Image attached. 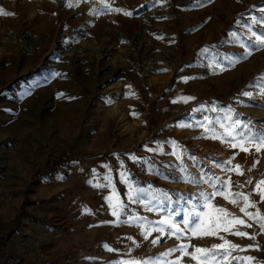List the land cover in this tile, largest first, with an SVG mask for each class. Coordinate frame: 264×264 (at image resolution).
Returning <instances> with one entry per match:
<instances>
[{
  "label": "rangeland",
  "instance_id": "1",
  "mask_svg": "<svg viewBox=\"0 0 264 264\" xmlns=\"http://www.w3.org/2000/svg\"><path fill=\"white\" fill-rule=\"evenodd\" d=\"M68 4L69 0H0V7L14 13L0 15V236L14 237L15 260L21 258L23 264L155 259L181 241L165 235L153 245L159 233L152 231L145 239L144 221L111 223L116 217L105 197L114 186L127 206L121 220L141 216L155 222L171 210L168 202L161 211H148L144 203L129 199V185L142 190L140 200L151 203H156L153 196L163 201L162 192L172 201L180 194L212 192L209 184L174 179L181 175V161L172 155L176 149L171 141L197 176L200 168L192 167L190 156L198 158L205 173L221 180L231 177L239 184L249 177L264 178V151L257 154L253 148L245 153L206 138L196 123L205 116L223 119V112L210 110L216 104L218 109L231 106L239 119L264 127V96L258 94L255 80L264 73V48L239 59L249 39L245 25L251 16L261 15L264 0H207L199 6L195 0H114L113 7L131 11V16L92 13L100 0ZM257 29L264 31L260 26L253 30ZM233 32L238 41L230 35ZM217 63L225 70L216 68ZM241 90L253 92V98L240 96ZM181 96L195 99L173 103ZM15 117L20 125L10 126ZM188 124L192 126H182ZM157 142L162 151H149L157 149ZM230 159L231 165L224 164ZM217 163L224 168L240 164L244 175L226 172L215 167ZM106 176L111 186L97 187L109 185ZM253 199L259 201V196ZM214 203L243 217L222 197ZM171 207L189 205L181 201ZM258 207L264 212V202ZM174 219L181 222L183 213ZM240 230L258 233L259 226L253 223ZM221 235L245 248L258 244L259 250H233L232 255L252 256V264H264V234L255 240ZM221 242L218 237L190 240L200 247ZM3 244L0 264H13L11 250ZM105 244L116 251H108ZM179 255L174 252L166 259ZM182 259L183 264H194L189 257Z\"/></svg>",
  "mask_w": 264,
  "mask_h": 264
},
{
  "label": "snow or ice",
  "instance_id": "2",
  "mask_svg": "<svg viewBox=\"0 0 264 264\" xmlns=\"http://www.w3.org/2000/svg\"><path fill=\"white\" fill-rule=\"evenodd\" d=\"M157 2L165 3L166 0H157ZM207 2V0H195L197 6L202 5ZM80 0H69V7L78 6ZM114 0H100V7L93 8L90 11L94 14H100L101 12H117L122 13L125 16H131L133 13L131 11L125 10L121 7H113ZM143 7V5H141ZM259 12L260 16H251L250 23L246 24L247 32L249 33L248 43L244 46V53L239 57V59H247L248 56L252 54V50H258L264 48V31H259L257 29L254 31V27L260 26L264 27V7H260ZM0 15L3 16H12L13 12L6 11L4 8L0 7ZM239 23V21H237ZM259 31V34H258ZM237 41L239 40L238 33L230 34ZM254 37V39H252ZM161 39L162 37H157ZM202 51H207L203 49ZM236 60H230V64H235ZM212 65H209L211 67ZM216 68L220 71L225 69L220 63H217ZM166 71V69H165ZM55 75L59 76L60 73ZM183 80L187 81L191 77H182ZM257 84L259 85L258 94L264 96V73H261L259 76L255 77ZM249 85L248 87H252ZM130 87V86H129ZM64 93H59L58 96H63ZM129 95L135 96L134 92H129ZM240 96L248 97L252 99L254 94L251 91L241 90L239 93ZM195 99L190 96H181L177 100H174L173 103L178 101H183L187 103L190 100ZM110 102V101H109ZM243 103V101H238ZM194 109L195 110H202ZM213 112L221 111L224 113L223 119L220 117L215 118V120L209 118L208 116L204 117L203 122L197 121V125L204 128L206 138L219 140L221 143L228 144L229 147L233 149H239L242 152H249L254 148L257 154H260L264 151V127H257L256 123L251 120H241L238 117L240 113H237L234 108L228 106L227 108H219L216 104L210 109ZM133 115H138L133 113ZM214 125H219V128L222 131H218ZM184 127H191L192 125H182ZM160 142H157V149H148L149 151H162L159 147ZM173 148L176 149L172 153L175 155L177 160L181 161L180 172L181 175L174 179L182 180L187 183L192 184H209L213 188L212 192L200 191L197 195L186 196L180 194L175 201L171 200V197L167 193L162 192L163 201L158 197L153 196V200L156 203H151L149 201L140 200L139 193L142 192L139 188H133L132 185H129L128 197L133 202L140 201L144 203L148 211H161L164 207V201H167L171 210L167 215H162L159 221H147L146 217L141 216H129L127 220H121L122 215H126L127 206L121 201L118 193L115 190V187L112 186V192L109 196L105 197V200L108 202L109 207L111 208V214L113 217H116L111 223H134L139 221H144L141 224L142 233L145 239H148L152 231H156L159 235L152 240L153 245L160 243V238L168 235L175 237L177 240H180L181 243L175 245L172 248L167 249L166 251L160 253L155 259L149 258L148 260H139V259H128V260H118L113 262V264H183V257H189L194 264H252L255 261V257L252 256H234L232 255L233 250L245 251L246 248H256L260 249V246L257 245H247L246 248L238 245L231 240L225 238L221 233H226L234 235L237 237L248 238L250 240H255L257 235L264 234V212H262L258 204L264 202V178L253 181L252 178H248L243 183H235L231 177H228L225 180H221L215 175H210L205 173L203 168L197 163L198 158L195 156H190L189 159L193 162L192 167L200 168V175L197 176L189 171V167L184 165L182 160V155L179 151V145L175 141H171ZM132 159H136L135 156ZM259 161H254L252 167H255ZM224 164L231 165V159L225 161ZM217 168H222L226 172H235L237 175H244L242 166L236 164L224 168L222 164L217 163L214 165ZM251 171V168L248 169ZM124 175V174H122ZM109 180V185H96L97 187H108L111 186V180L109 177H105ZM125 182L127 178L125 177ZM246 185H253L250 191H235L234 188H245ZM254 195L259 196V201L253 199ZM216 197H222L228 203L239 208V212L243 214V217L237 216L236 214L229 211L228 208L219 206L214 203ZM181 201H185L189 207H171L173 204L179 205ZM202 201V203H201ZM150 205V206H149ZM252 209V210H250ZM85 211H90L85 208ZM183 213V220L181 222H176L174 217ZM246 217L247 219H245ZM105 223H108L107 221ZM253 223L259 226L258 233H249L247 231L240 230L241 227L251 228ZM157 224L159 227L150 229L145 225ZM204 237H218L222 242L218 244H212L210 247H200L194 246L190 243L191 238H204ZM131 239V237H129ZM185 239H188V243L183 242ZM104 247L108 251H116L115 249L110 248L107 244ZM189 248L192 250L189 251ZM131 251V249H129ZM179 252L180 255L175 257L174 260L168 261L166 258L171 256L172 253ZM93 259V258H86Z\"/></svg>",
  "mask_w": 264,
  "mask_h": 264
},
{
  "label": "crops",
  "instance_id": "3",
  "mask_svg": "<svg viewBox=\"0 0 264 264\" xmlns=\"http://www.w3.org/2000/svg\"><path fill=\"white\" fill-rule=\"evenodd\" d=\"M3 243H4L3 245H6L7 250H9V249L11 250L12 256H10V257L13 258L11 260V261H13V264H23V261L21 260V258H18L17 260H15L16 259L15 257L17 255L15 254L16 253V246H15L14 237L9 235ZM2 249H5V246H2ZM4 253H5V251L2 254H4ZM0 254H1V252H0ZM7 254H9V253H6L5 255H7Z\"/></svg>",
  "mask_w": 264,
  "mask_h": 264
},
{
  "label": "bare ground",
  "instance_id": "4",
  "mask_svg": "<svg viewBox=\"0 0 264 264\" xmlns=\"http://www.w3.org/2000/svg\"><path fill=\"white\" fill-rule=\"evenodd\" d=\"M60 49H61V48H60ZM61 51H64V52H65V51H67V50L65 49V50H61ZM73 52H74V51H73ZM73 52H72V53H73ZM70 55H71V54H70ZM73 56H74V55H73ZM118 84H119V83H118ZM15 118H16V119H15V122H14L13 124H11L10 126H12V125H13V126H19V125H20V123H19V122H20V118H19V117H15ZM17 119H18V120H17Z\"/></svg>",
  "mask_w": 264,
  "mask_h": 264
},
{
  "label": "trees",
  "instance_id": "5",
  "mask_svg": "<svg viewBox=\"0 0 264 264\" xmlns=\"http://www.w3.org/2000/svg\"><path fill=\"white\" fill-rule=\"evenodd\" d=\"M7 237H8V236L5 237V233H3V234L0 236V242L3 243V242L6 240Z\"/></svg>",
  "mask_w": 264,
  "mask_h": 264
},
{
  "label": "water",
  "instance_id": "6",
  "mask_svg": "<svg viewBox=\"0 0 264 264\" xmlns=\"http://www.w3.org/2000/svg\"><path fill=\"white\" fill-rule=\"evenodd\" d=\"M63 49H65V48H63ZM71 52H73V50H71Z\"/></svg>",
  "mask_w": 264,
  "mask_h": 264
}]
</instances>
